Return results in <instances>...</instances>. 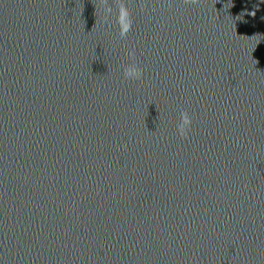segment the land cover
<instances>
[{
  "label": "clouds",
  "instance_id": "9594fccd",
  "mask_svg": "<svg viewBox=\"0 0 264 264\" xmlns=\"http://www.w3.org/2000/svg\"><path fill=\"white\" fill-rule=\"evenodd\" d=\"M200 2V0H184L185 4L196 5ZM264 2V0H262ZM107 11L111 14L112 8L109 7ZM252 16H255V11L249 13ZM116 25L118 27L119 36L121 38H126L127 34L131 31L132 27V19L131 14L127 8V6L120 2L117 5V14H116ZM128 56L134 60L135 53L134 51H130ZM142 70L136 66L134 63L129 64L123 68V76L125 80H139L142 78ZM192 120L187 112L180 113V122L177 124V132L181 138H187L190 128H191Z\"/></svg>",
  "mask_w": 264,
  "mask_h": 264
}]
</instances>
